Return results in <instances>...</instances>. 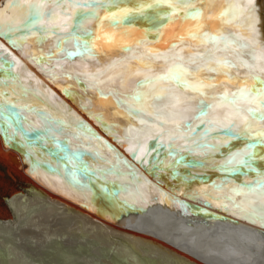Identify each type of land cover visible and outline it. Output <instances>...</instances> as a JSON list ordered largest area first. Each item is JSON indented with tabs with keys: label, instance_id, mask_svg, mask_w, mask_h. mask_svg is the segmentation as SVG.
Listing matches in <instances>:
<instances>
[{
	"label": "bare ground",
	"instance_id": "1",
	"mask_svg": "<svg viewBox=\"0 0 264 264\" xmlns=\"http://www.w3.org/2000/svg\"><path fill=\"white\" fill-rule=\"evenodd\" d=\"M0 143V264H264V0H0Z\"/></svg>",
	"mask_w": 264,
	"mask_h": 264
},
{
	"label": "rangeland",
	"instance_id": "2",
	"mask_svg": "<svg viewBox=\"0 0 264 264\" xmlns=\"http://www.w3.org/2000/svg\"><path fill=\"white\" fill-rule=\"evenodd\" d=\"M23 166L15 157L11 155L5 157L0 152V225L4 226L3 229L14 228L21 220L26 219L24 213L19 210L16 199L26 197L40 204H45V200L49 198L47 193L34 185V181L24 172ZM35 190L40 194L34 195L33 191ZM56 197L59 198V196ZM34 218L38 219L39 222L46 223L41 214L37 217L34 216ZM109 224L121 228L113 223Z\"/></svg>",
	"mask_w": 264,
	"mask_h": 264
},
{
	"label": "water",
	"instance_id": "3",
	"mask_svg": "<svg viewBox=\"0 0 264 264\" xmlns=\"http://www.w3.org/2000/svg\"><path fill=\"white\" fill-rule=\"evenodd\" d=\"M37 11V10H36ZM36 11H33V12H31L30 13V18H32L33 16H35L37 13H36ZM47 17V16H46ZM34 18V17H33ZM13 63V62H12ZM256 145V144H255ZM12 217L14 218V215L12 214ZM0 227H4L2 224L0 225Z\"/></svg>",
	"mask_w": 264,
	"mask_h": 264
}]
</instances>
